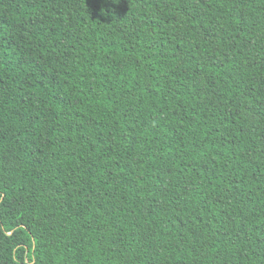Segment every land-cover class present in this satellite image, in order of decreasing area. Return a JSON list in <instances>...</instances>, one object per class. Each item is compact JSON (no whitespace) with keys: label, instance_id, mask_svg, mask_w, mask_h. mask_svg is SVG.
Here are the masks:
<instances>
[{"label":"trees","instance_id":"1","mask_svg":"<svg viewBox=\"0 0 264 264\" xmlns=\"http://www.w3.org/2000/svg\"><path fill=\"white\" fill-rule=\"evenodd\" d=\"M0 264H264V0H0Z\"/></svg>","mask_w":264,"mask_h":264}]
</instances>
